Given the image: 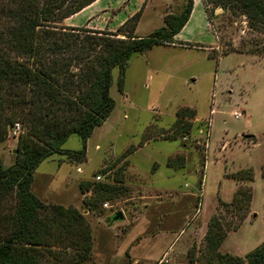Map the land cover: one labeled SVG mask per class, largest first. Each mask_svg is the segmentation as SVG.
Segmentation results:
<instances>
[{
  "label": "rangeland",
  "instance_id": "rangeland-1",
  "mask_svg": "<svg viewBox=\"0 0 264 264\" xmlns=\"http://www.w3.org/2000/svg\"><path fill=\"white\" fill-rule=\"evenodd\" d=\"M192 1L193 12L181 34L187 45L155 46L132 55L121 91L120 70H112L115 107L88 138L84 161L52 155L33 174L31 191L42 203L73 206L90 224L93 264L98 248L107 255V246H116V264H125L124 248L131 239L137 244L134 234L143 227L137 222L148 220L146 233L152 236L157 231L156 207L176 219L169 238L173 249H167L169 243L160 245L169 254L159 264L204 263L207 223L220 210L223 221L238 220L234 208L224 214L219 201L231 202L240 185L252 192L248 216L228 232L219 251L244 257L264 243V56L246 52L248 40L256 37L243 28L246 17H233L205 0ZM186 2L103 0L88 17L78 19L82 27L66 25L67 18L58 26L117 33L142 9L135 35L145 37ZM9 132L0 143L5 167L13 163L17 146ZM62 148L80 150V137L72 134ZM244 170L252 179L237 181ZM94 182L114 188L98 211L87 210L83 200L89 192L79 189L80 183ZM118 212L123 219L109 222Z\"/></svg>",
  "mask_w": 264,
  "mask_h": 264
},
{
  "label": "trees",
  "instance_id": "trees-1",
  "mask_svg": "<svg viewBox=\"0 0 264 264\" xmlns=\"http://www.w3.org/2000/svg\"><path fill=\"white\" fill-rule=\"evenodd\" d=\"M95 1L0 0V143L14 123L22 129L13 163L5 167L0 162V264H84L90 259V224L73 206L42 203L31 191L33 174L52 155L84 161L88 138L115 107L110 97L114 68L120 70L121 91L132 55L155 46L187 45L176 43L175 37L190 18L192 0L180 12L166 15L163 26L145 37L135 35L142 9L117 33L58 26ZM205 2L233 17H246L256 35L248 40L246 52L264 56V0ZM72 134L80 137V150L62 148ZM236 176L237 181L252 179L248 170ZM79 189L89 192L83 205L90 211H98L114 192L101 182L80 183ZM251 197L248 185H240L231 202L219 201L224 214L232 207L238 220L223 221L221 210L209 219L201 264H264V243L244 257L219 251L228 232L248 216Z\"/></svg>",
  "mask_w": 264,
  "mask_h": 264
},
{
  "label": "crops",
  "instance_id": "crops-1",
  "mask_svg": "<svg viewBox=\"0 0 264 264\" xmlns=\"http://www.w3.org/2000/svg\"><path fill=\"white\" fill-rule=\"evenodd\" d=\"M103 2V0H97L95 1L93 4H91L90 6L86 7L85 9H83L82 11H80L79 13L67 18L65 20L66 25L70 26V27H82L80 26V22L78 23V19H80L83 14H87L88 15L92 12L93 8H97L100 7L99 5ZM97 4V5H95ZM146 6V2L143 4ZM94 6V7H92ZM90 8V9H89ZM193 12V10H192ZM191 12V15H192ZM190 15V17H191ZM86 18V15H85ZM190 20V18H189ZM184 26V28L180 31V33L178 35H176L175 37V41L181 43V34L184 32L185 27L187 26V24ZM155 212V215H158V221H159V225L156 227L157 231L152 235H150L149 233H146V229L148 228V226L150 225L149 221L147 220L146 222H137L136 225L142 223L143 227L139 230H137L136 234H134V237L137 238V244H134V239H131L128 244H126L125 248H124V258H123V262H125V264H159L161 260L160 257L163 255H167L169 254L166 250L164 251V248L166 247V245L168 244V248L170 247L173 249V245H174V240H169L170 237H172V232L176 231L174 229V224H176V219L172 218L171 215H168V213L164 214L163 210L159 208H154L153 209ZM162 210V212H161ZM140 221V220H138ZM135 225V226H136ZM141 225V224H140ZM134 226V227H135ZM142 226V225H141ZM165 226V227H164ZM112 228V227H110ZM146 235H149L148 237H146ZM117 236H119L117 234ZM165 246L163 248V250L160 248V245L164 244ZM159 244V246L157 245ZM95 246V242H93V249ZM158 246V249H156ZM109 247V253L106 255L105 253H103L102 249L98 248V256H97V264H116L115 258H119V254L117 256L114 257V248L116 247H112V246H107ZM93 249H92V253L90 256V259L87 261L88 263L92 262L93 264ZM164 251V252H163ZM100 258V259H99ZM159 261V262H158ZM86 262V263H87ZM114 262V263H113ZM121 263V262H120ZM119 264V262H118ZM162 264V263H161Z\"/></svg>",
  "mask_w": 264,
  "mask_h": 264
},
{
  "label": "built area",
  "instance_id": "built-area-1",
  "mask_svg": "<svg viewBox=\"0 0 264 264\" xmlns=\"http://www.w3.org/2000/svg\"><path fill=\"white\" fill-rule=\"evenodd\" d=\"M242 24H243V28L247 27V21L246 20L244 22H242ZM10 130H11V132H9V135L13 136L15 138V140H17L20 133L22 132L21 125L19 123H14L11 126ZM97 179H99V177H97Z\"/></svg>",
  "mask_w": 264,
  "mask_h": 264
},
{
  "label": "water",
  "instance_id": "water-1",
  "mask_svg": "<svg viewBox=\"0 0 264 264\" xmlns=\"http://www.w3.org/2000/svg\"><path fill=\"white\" fill-rule=\"evenodd\" d=\"M123 219V215H122V213L121 212H118V213H116L114 216H113V218H112V220L115 222V221H121Z\"/></svg>",
  "mask_w": 264,
  "mask_h": 264
}]
</instances>
